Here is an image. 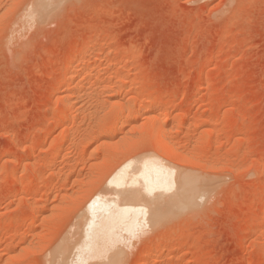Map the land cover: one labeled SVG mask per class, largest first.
<instances>
[{"label":"rangeland","instance_id":"obj_1","mask_svg":"<svg viewBox=\"0 0 264 264\" xmlns=\"http://www.w3.org/2000/svg\"><path fill=\"white\" fill-rule=\"evenodd\" d=\"M148 103L187 160L159 154ZM151 153L208 190L120 264H264V0H0V264L66 244L69 264L85 204Z\"/></svg>","mask_w":264,"mask_h":264},{"label":"bare ground","instance_id":"obj_2","mask_svg":"<svg viewBox=\"0 0 264 264\" xmlns=\"http://www.w3.org/2000/svg\"><path fill=\"white\" fill-rule=\"evenodd\" d=\"M42 5L43 4L40 3L37 6V8H36L37 12H39V13L43 12ZM85 55H86V52L83 53V56H85ZM88 65H89V63L87 64V66ZM87 66H86V68L89 67V66L88 67ZM69 83H71V85L72 84L74 85V83H72V82H69ZM118 87L121 90H122V88L124 89V87H122L121 85ZM65 97H67V96H65ZM71 102L72 101L69 100L68 103L65 104V109H67L68 106L71 105ZM148 104H146V105L144 104V106H142L141 108L138 109V112L141 113L142 115H144L145 118L152 119V122L155 121L154 122L155 126L152 125L155 128L154 129L155 137H156L155 142H157V140L160 142L159 143L160 147H158L159 146L158 143L156 145L158 147L157 151H159V154L161 153L160 151H163V154H166V153L168 155L170 154L171 157H174L177 160H182V161H183V159L185 160L187 158V153L184 152V150L182 151L179 147H177L178 145H176V142L173 141L174 138L172 140L167 139V137H166V133H167L166 131L167 130L165 129V123H162V122L160 123L159 119L155 116V114H157V113L154 114V112H156V111L159 112V110L162 109V103H159V104L148 103ZM123 105H121V107ZM70 107L71 106H69V108ZM115 107H117V106H115ZM123 109H120V110H123ZM115 110H117V109L115 108ZM118 110H117V112H118ZM127 111H129V113H135L134 107L133 108L128 107ZM127 114H128V112H127ZM130 116H131V114H130ZM166 116H168V115H166ZM171 116L177 117V115L174 113H172ZM56 120L59 122L60 121L61 122L67 121L68 115L65 112L57 114ZM143 122H145V121H143ZM142 125L144 126V124H142ZM73 127L74 126L67 128L69 133L72 132ZM113 127H114V125H113ZM122 129L123 128L121 127V130ZM115 131L112 128H106L104 131L102 130L101 135H99V134L98 135L99 136H105V137L109 136V135L112 136L111 134L113 132H114V134H116ZM98 138H100V137H98ZM102 138H104V137H102ZM133 139H135V138H133ZM90 141H91V139H90ZM103 143H106V142L103 141ZM134 143H135V141H134ZM141 144L143 145V142ZM126 146H127V144H126ZM82 147H84V145H82ZM56 148H57V146H56ZM56 148H55V150H56ZM159 148H160V150H159ZM57 149L58 150L56 151V154L59 155L60 150H59V148H57ZM36 151L37 150H33L32 153L34 154V153H36ZM125 154H127V153H125ZM152 154H154V153L145 154L142 156H136V157L129 159V160L125 161L124 163H122L120 166H118L115 169V171L112 173V175L108 179L107 183L109 185L108 187L111 188V192L106 193V191L105 192L97 191L89 199L87 204H85L86 205L85 211H84L85 212V220L83 219L84 223H83V226H81L83 228L82 233H81L80 239H78V242H76L73 246L74 255H73V258L71 259V261L69 262V264H120L125 258L124 247H131L133 245V240L138 239V238L140 239L141 236H144L146 231L148 233L149 232L148 230H150V227L152 229H156L155 230V233H156V231L158 230L159 227L165 228L164 226L169 224L171 221L173 222V220L175 218H177L179 215H181L182 213H186L189 211H191V213H192V212H194L193 211L194 209L196 210L197 199L200 196L201 192L207 187L206 184H205L206 186H204V182L206 181V178H205V181L203 182V180H201L203 178L200 177V176H202L201 174H199L200 176H198V175L196 176V175H193V173L190 174V173L183 171V170H179V169L175 170L174 168L171 167L172 165H169L164 160L162 161L161 159L157 158L158 156L155 157L156 155L154 156ZM198 155H200V154H198ZM119 157H118V160H120ZM171 160H173V159H171ZM109 161L111 162V159ZM106 163H107V161H106ZM169 163H171V162H169ZM40 186H42V185H40ZM208 186H209V184H208ZM206 190H208V189L206 188ZM191 215L192 214H190V216ZM193 215H194V213H193ZM82 218H84V214H83V217H81V219ZM81 225H82V223H81ZM155 237H156V234H155ZM183 247H185V246H183ZM158 249L159 248H157V250ZM58 251H59L58 255H60V256L57 257L56 256L57 254L55 255V257L57 259L53 261V264L54 263L55 264H64L65 259L62 256H65L67 253L69 255L70 251H69L68 244L62 246L60 248V250H58ZM55 253H57V252H55ZM165 255H163L162 252H161V254H157V255L155 254L153 258H151V255H149L151 260L148 259L149 257L147 258L148 260H145L143 258L144 260H140V263L141 264H162V263H164L165 260H167V256H165ZM179 256H180V254H179ZM180 257H177L178 260H180ZM66 258H69V257L66 256ZM141 259H142V257H141Z\"/></svg>","mask_w":264,"mask_h":264}]
</instances>
